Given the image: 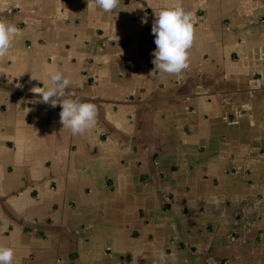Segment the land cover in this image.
Listing matches in <instances>:
<instances>
[{
	"label": "crops",
	"instance_id": "crops-1",
	"mask_svg": "<svg viewBox=\"0 0 264 264\" xmlns=\"http://www.w3.org/2000/svg\"><path fill=\"white\" fill-rule=\"evenodd\" d=\"M175 0H0V245L14 264H264V0H180L188 67L155 70ZM44 65L92 102L72 135L36 102ZM35 91V90H33ZM28 109H30L28 111Z\"/></svg>",
	"mask_w": 264,
	"mask_h": 264
},
{
	"label": "clouds",
	"instance_id": "clouds-1",
	"mask_svg": "<svg viewBox=\"0 0 264 264\" xmlns=\"http://www.w3.org/2000/svg\"><path fill=\"white\" fill-rule=\"evenodd\" d=\"M95 6L105 13L115 9L119 0H94ZM155 14L151 26L155 49L151 55L155 70L167 74H180L188 67L189 49L194 40L195 16L175 0ZM20 29L7 18L0 17V58L7 57ZM46 80L42 86L33 87L38 94L36 102L60 106L59 121L72 135L83 134L96 124L97 108L92 102L66 94L71 81L52 65H44ZM35 90V91H33ZM30 109H28L29 111ZM163 251L157 253L159 264H164ZM0 264H14V249L0 245Z\"/></svg>",
	"mask_w": 264,
	"mask_h": 264
}]
</instances>
